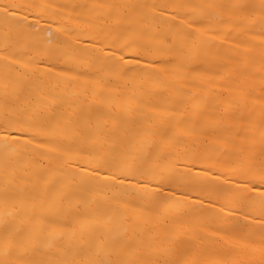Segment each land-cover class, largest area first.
Wrapping results in <instances>:
<instances>
[{
	"label": "bare ground",
	"instance_id": "1",
	"mask_svg": "<svg viewBox=\"0 0 264 264\" xmlns=\"http://www.w3.org/2000/svg\"><path fill=\"white\" fill-rule=\"evenodd\" d=\"M0 264H264V0H0Z\"/></svg>",
	"mask_w": 264,
	"mask_h": 264
}]
</instances>
